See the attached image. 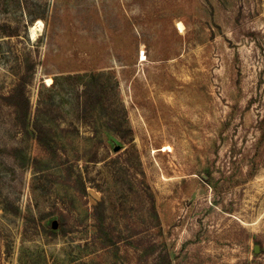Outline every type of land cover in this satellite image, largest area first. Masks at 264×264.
<instances>
[{
    "label": "rangeland",
    "instance_id": "obj_1",
    "mask_svg": "<svg viewBox=\"0 0 264 264\" xmlns=\"http://www.w3.org/2000/svg\"><path fill=\"white\" fill-rule=\"evenodd\" d=\"M0 264H264V0H0Z\"/></svg>",
    "mask_w": 264,
    "mask_h": 264
}]
</instances>
